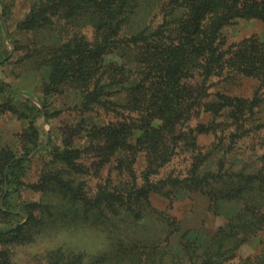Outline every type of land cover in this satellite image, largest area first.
Segmentation results:
<instances>
[{
    "label": "rangeland",
    "instance_id": "1",
    "mask_svg": "<svg viewBox=\"0 0 264 264\" xmlns=\"http://www.w3.org/2000/svg\"><path fill=\"white\" fill-rule=\"evenodd\" d=\"M48 1L0 0V80L42 109L38 116L27 100L0 94V104L9 97L18 106L0 107V157L33 146L36 134L40 142L11 194L13 214L0 211V264H264V201L216 203L204 184L194 189L164 182L184 177L198 162L209 161L215 169L216 158L228 170L259 178L264 85L241 75L231 55L244 38L252 37L245 45L264 42V22L237 19L213 33L212 40L226 50L222 70L184 69L159 86L169 93L187 90L198 99L194 103L169 99L170 105L165 98L162 106L136 104L130 84L138 78L136 49L121 42L99 61L87 89L96 88L100 75V84L110 85L98 100L83 103L84 70L54 91L49 84L54 51L73 32L87 40L95 36L87 14L51 1L53 9L33 28L19 26L34 5ZM189 16V8L175 7L172 0H135L119 37L152 33L151 44H163ZM109 63L126 66L118 74ZM39 98L47 99L46 108ZM186 103L190 110L178 122L165 116L164 110L172 114ZM59 147L69 155L55 160ZM164 155L170 157L161 162ZM19 205L29 212H19ZM252 207H260V215L250 213ZM237 210L239 221L230 224Z\"/></svg>",
    "mask_w": 264,
    "mask_h": 264
},
{
    "label": "trees",
    "instance_id": "2",
    "mask_svg": "<svg viewBox=\"0 0 264 264\" xmlns=\"http://www.w3.org/2000/svg\"><path fill=\"white\" fill-rule=\"evenodd\" d=\"M51 1L53 4H58L59 8H61V4H66L72 13L85 12L95 30V36L92 40H87L81 32H73L63 45L54 51L51 58L52 71L50 72L49 90H56L57 86L70 75L77 73L80 76L81 74L77 71L84 70L82 76L85 83L79 88L83 103L98 100L105 92L103 87L110 85V83L100 84V75L94 82L96 88L91 91L87 89V83L92 81L99 68L97 65L99 61L103 62L102 59L111 46L119 42L131 44L136 49L135 62L138 64V78H134L133 83H130L136 104L159 102V106H162L165 98L170 105H172L171 102L178 103L181 99L194 103L198 99H193L187 90L169 93L159 86H164L165 80H172L184 69L191 70L193 68V71L202 74L217 68L222 70L221 54L225 55L226 50L220 48L215 39L212 40L213 33L219 32L224 25L231 24L237 19H257L264 22V0H172L175 7L185 6L189 8L190 16L184 19L181 25L170 30L163 44L152 45V33L133 34L124 40L119 37L123 24L129 13L133 11L135 0H49L45 4L41 2L38 6L34 5L31 14L19 23L20 28H33L40 17H45L48 10L53 9V7H49ZM217 34L219 35V33ZM251 39L252 37L244 38L238 43V46H243L232 53L231 57L235 61L233 65L241 75L254 77L264 85V42L256 38L255 42L245 45V42L252 41ZM3 52L6 54L4 49ZM2 57L3 55L0 56V59ZM204 57L206 60L201 61L200 58L203 59ZM196 60L197 63L194 65ZM87 64L89 67H85ZM125 64L111 65L109 63L111 66L108 69L121 74ZM104 72H106L105 69ZM183 79V76L179 77L181 84ZM164 92L170 94L169 97L167 94L165 96ZM4 93L13 97V101H17L14 98L27 100L38 116L42 112V109L37 107L29 98L19 97L10 84L0 80V94ZM13 101L9 97L4 98L0 107L17 111L18 106ZM39 102L46 108V98H39ZM190 107L191 104L188 106L187 103L179 104L177 107H173L179 108V110L174 109L172 114L164 110V114L175 123L185 113L189 112ZM34 139V145L24 148V151L19 154L10 151L0 157V211L8 215L13 214V203L10 202L11 194L13 191H17L21 184L19 176L24 174V164L29 152L40 144L37 134ZM53 154L55 160H62L64 156L69 155L67 149L60 147L55 148ZM169 157L164 155L161 162L167 161ZM215 162L216 164L218 162L215 169L209 167V161L198 162V165H192L184 177H167L165 178L167 181L164 182H170L177 187H184L188 184L195 187L194 189H199L200 185L204 184L208 189L211 187L208 195L210 200L213 199L216 203L227 199H244L243 202L247 205L251 204L253 200L261 203L264 201V170L257 179L255 176L258 173L255 174L248 170L245 172L235 169L228 170L224 168L223 160L216 158ZM35 186L40 187L38 184ZM27 208L28 206L19 205L18 210L27 213L29 210ZM240 212L245 213L243 209ZM256 212L260 215V207L250 209V213ZM238 214L237 210L229 216L230 224L239 221ZM252 221L255 223L258 222V219ZM18 228L10 229L8 232L13 230V234Z\"/></svg>",
    "mask_w": 264,
    "mask_h": 264
}]
</instances>
